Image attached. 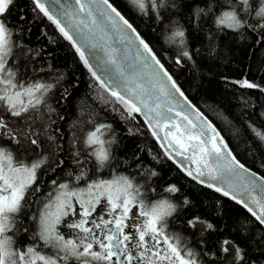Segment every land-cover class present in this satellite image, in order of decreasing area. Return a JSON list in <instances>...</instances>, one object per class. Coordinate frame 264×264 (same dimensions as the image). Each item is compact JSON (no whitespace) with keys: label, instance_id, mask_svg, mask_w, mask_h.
<instances>
[{"label":"snow or ice","instance_id":"1","mask_svg":"<svg viewBox=\"0 0 264 264\" xmlns=\"http://www.w3.org/2000/svg\"><path fill=\"white\" fill-rule=\"evenodd\" d=\"M216 2L222 9L219 15L214 14L218 29L244 28L247 21L241 13H255L264 20V0ZM14 3L15 0H0V106L13 117H20L41 106L54 85L18 81L16 73L8 67L7 58L18 46L14 28L9 27L7 20ZM130 3L141 12L146 9L145 0H130ZM33 4L34 10H39L72 43L89 71L92 68L83 48H98L103 52L101 59L111 66L116 78L106 83L94 71L93 77L128 118L135 119V113L143 114L151 134L165 148L169 159L175 161L179 157L176 162L188 176L242 204L264 225V176L252 172L233 155L213 124L191 105L148 43L109 0H74V4L66 3L59 15H53L43 0H33ZM149 4L158 19L163 18L161 8L175 7L174 0L171 5L168 0H149ZM211 11V6L207 10L197 8L194 15L199 18L201 13ZM259 26L264 30V23ZM110 36L114 43L129 49L135 47L133 59L139 74L125 71L126 54L119 55L120 48L104 43ZM184 37V30L175 25L167 39L184 47ZM181 57L191 59L189 51L183 50L177 64ZM236 83L264 91L248 80ZM249 128L264 146V130L253 124ZM22 135L23 140L38 146V139L31 138L30 131ZM20 136L0 117V140L6 138L19 150ZM49 140L54 142L55 138ZM83 142L90 150L95 170L110 167L115 143L111 125L95 124ZM46 160L47 157H42L26 163L0 144V264H71L73 261L75 264H203L199 254L187 248L178 235L167 232V219L176 211V205L166 196L148 199L142 191L144 186L135 177L116 169L111 170L109 179H89L84 171L76 175L69 173L63 181L53 180L51 191L37 200L36 194L43 195L37 186V173ZM76 163L80 166L78 159ZM177 191L175 185L164 189L165 193ZM33 203L36 210L27 215L26 207ZM197 223L213 228L198 217L189 221L193 226ZM223 245L222 251L232 254L230 264H246L242 248L227 240Z\"/></svg>","mask_w":264,"mask_h":264},{"label":"trees","instance_id":"2","mask_svg":"<svg viewBox=\"0 0 264 264\" xmlns=\"http://www.w3.org/2000/svg\"><path fill=\"white\" fill-rule=\"evenodd\" d=\"M109 1L132 23L181 90L214 122L232 152L264 176V146L249 128L253 124L264 130V91L236 83L248 80L264 88V30L259 26L264 20L255 13H241L247 21L244 28L218 29L214 19L222 9L216 0H174L175 7L160 9L162 19L151 10L149 0H145L144 12L130 0ZM172 2L168 0L169 5ZM209 6L211 12L201 13L199 18L194 15L195 9L207 10ZM7 20L18 45L7 58L16 79L54 85L41 106L20 117H13L0 106V117L21 133V146L17 150L6 138L0 144L26 163L47 157L37 173V186L43 194H36L37 200L52 189L53 180L63 181L69 173L84 171L92 178L109 179L111 170L116 169L135 177L148 199L166 196L176 205V211L167 219L169 229L199 254L203 264H230L232 254L222 251L225 240L243 249L246 264H264V226L236 201L179 169L142 119L137 114L135 119L128 118L100 86L71 42L39 10H34L32 0H15ZM175 25L185 32L184 47L167 39ZM183 50L189 51L191 59L181 57L177 64ZM99 123L111 125L115 143L110 167L97 171L90 150L82 144L86 133ZM25 131L38 139V146L23 140ZM49 137H54V142ZM170 185L178 191L165 193ZM36 206L33 203L26 207L27 215ZM197 217L213 228L200 223L190 225L189 221Z\"/></svg>","mask_w":264,"mask_h":264},{"label":"water","instance_id":"3","mask_svg":"<svg viewBox=\"0 0 264 264\" xmlns=\"http://www.w3.org/2000/svg\"><path fill=\"white\" fill-rule=\"evenodd\" d=\"M43 2H45L46 7H48V9L53 13V15H59V13L61 12V10L63 9V7L65 6L66 3L71 2L74 4V0H43ZM104 43L107 45H113L115 47L120 48L121 53H119V55L123 56L126 54L127 59L124 60V64H125V71L127 73L130 74L132 72H136L137 74H139L138 64L133 59L134 53H135V47L129 49L125 45H119L118 43H114V39L111 36L106 41H104ZM138 43L139 42L137 41L136 44L138 45ZM83 50L85 53V57L88 59L89 65L91 66L92 70L97 74V76H99L106 83H108L110 80H114L116 78L115 72L111 68V66L106 65L105 60L101 59V57L103 56V52H101L98 48L93 49L91 47H84ZM141 50H143V49L141 48ZM177 97L179 99L183 100V97H179V94H177ZM191 105H194V104L191 103ZM195 108L197 110H199L196 106H195ZM199 112L202 113L200 110H199ZM139 114L143 118V120L145 121L143 114H141V113H139ZM203 116L205 117L204 114H203ZM163 150L165 151V148H163ZM179 160H180V158L176 157V160L175 161L173 160V161L178 165V163L176 161H179ZM252 172H255V171H252ZM255 173H257V172H255ZM257 194H259V193H257Z\"/></svg>","mask_w":264,"mask_h":264},{"label":"flooded vegetation","instance_id":"4","mask_svg":"<svg viewBox=\"0 0 264 264\" xmlns=\"http://www.w3.org/2000/svg\"><path fill=\"white\" fill-rule=\"evenodd\" d=\"M47 195V193L45 194V196ZM37 207V206H36ZM167 232L170 234V235H176L175 232H172L170 229H169V224L167 223ZM71 264H75V261L71 262Z\"/></svg>","mask_w":264,"mask_h":264},{"label":"rangeland","instance_id":"5","mask_svg":"<svg viewBox=\"0 0 264 264\" xmlns=\"http://www.w3.org/2000/svg\"><path fill=\"white\" fill-rule=\"evenodd\" d=\"M3 146H4V145H3ZM96 177H97V176H95V177L92 178V176H88L89 179H95ZM80 186H84L83 183H81ZM49 191H51V190H49Z\"/></svg>","mask_w":264,"mask_h":264},{"label":"bare ground","instance_id":"6","mask_svg":"<svg viewBox=\"0 0 264 264\" xmlns=\"http://www.w3.org/2000/svg\"><path fill=\"white\" fill-rule=\"evenodd\" d=\"M83 145V148H85V150H86V147H85V145L84 144H82ZM87 152V151H86Z\"/></svg>","mask_w":264,"mask_h":264}]
</instances>
